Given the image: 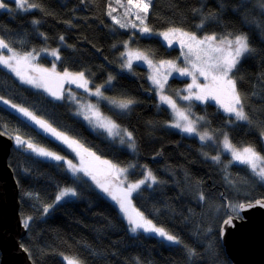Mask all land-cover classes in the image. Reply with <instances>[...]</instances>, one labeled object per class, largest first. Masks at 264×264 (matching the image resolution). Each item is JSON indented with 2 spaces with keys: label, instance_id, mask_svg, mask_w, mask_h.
<instances>
[{
  "label": "trees",
  "instance_id": "16d2710c",
  "mask_svg": "<svg viewBox=\"0 0 264 264\" xmlns=\"http://www.w3.org/2000/svg\"><path fill=\"white\" fill-rule=\"evenodd\" d=\"M27 2L36 8L18 12L8 2L12 9L0 11V38L20 53L59 50L56 70L84 73L93 89L102 87L103 114L132 134L135 150L92 131L70 103L54 101L22 85L1 66L0 131L63 158L70 156L58 142L61 139L12 107L16 105L87 152L119 167H134L133 181L149 169L156 183L135 194L133 205L179 241L170 245L143 232L133 234L117 206L88 181L73 178L63 162L40 159L27 145H15L9 165L19 186L20 214L27 229L22 246L33 264H65L64 256L80 264H231L220 240L221 226L227 217L239 215L242 202L264 198L263 182L247 166L232 164L226 154L211 160L213 153L197 138L168 128L171 115L158 106L160 98L147 70L141 66H134L132 72L123 69L122 43L130 39V33L110 19V0ZM262 5L264 0H152L146 24L152 32L180 29L199 36H248L253 52L237 65L234 79L249 119L235 122L212 104L198 111L205 113L211 129L225 132L233 146L250 145L264 157ZM131 46L156 60L178 58V50L169 49L157 36L136 35ZM41 60L48 65L54 62L46 56ZM186 82L173 76L167 87L181 88ZM125 101H132L128 108L118 106ZM66 189L76 195L57 201Z\"/></svg>",
  "mask_w": 264,
  "mask_h": 264
},
{
  "label": "snow or ice",
  "instance_id": "6c2138e0",
  "mask_svg": "<svg viewBox=\"0 0 264 264\" xmlns=\"http://www.w3.org/2000/svg\"><path fill=\"white\" fill-rule=\"evenodd\" d=\"M119 2V0H117ZM151 0H139V2L133 3V0H128L130 5H133L135 8L139 9L141 12L145 13L144 17H140L137 14V18L140 19L141 24L144 25V19H146V14L148 13ZM17 7L25 8L27 0H15ZM7 5L0 0V8H6ZM28 7H36L35 4L28 5ZM264 7V5H262ZM114 11V9H113ZM130 11V9H129ZM111 14V13H109ZM127 14V13H126ZM115 19V18H114ZM119 23V21H115ZM124 25L121 24V27ZM135 27V25H133ZM143 32H150V29L144 25L141 29ZM165 40H168L169 44L173 42L171 37L178 36L179 43L182 48H187V56H194V60L188 61L191 64V68H179L176 66L173 61H162L160 62L159 67L156 68L159 71V68L167 66V68L172 71L178 72L182 76H191L192 83L188 86L185 91L189 95L182 97L184 100L196 99L199 101H206L208 99L216 100L217 103L221 105L225 112L235 115L237 120L247 121L249 119L248 115L245 113L243 98L241 94L237 91V82L232 77V73L237 69V65L240 64L241 60L246 57L247 54L253 52V49L250 47V41L248 36L244 34H238L234 38H230L231 34L225 35L218 38L216 35L204 36L203 38H198L194 33L184 32L180 29H171L169 32L161 33ZM63 39V37H61ZM0 49H7L12 53L9 57L0 56V65L9 68L13 71L18 77L21 78L23 82L32 84L35 87H43L50 95L54 96L56 99H62L63 96L59 94L58 91H54L50 86L52 82H56L58 85L65 80L70 83H76L78 87H84L87 91L88 81L84 78V73L71 74L64 72L62 75L57 73L55 67L52 69L42 68L39 66L33 65V60L35 57L31 52L20 55L13 51V49L3 40L0 39ZM51 55L58 57L57 52L53 51ZM138 58L144 59L150 66L152 61L148 60L143 54L138 55ZM128 66H131L129 61ZM30 70L31 72L36 73V76H25L24 71ZM197 74L202 76L207 83L200 84L197 82ZM153 80V83L157 85L161 90H163L164 84L167 82V75L164 76L163 81L157 79L156 76L150 77ZM193 89L196 91L193 92ZM97 96H102L100 89H96L94 93ZM162 101L168 103L178 115L184 119L187 123L182 125L180 123H174L172 126L180 128L182 131L187 133H193L195 131L194 125L191 121L188 120V117L183 113L179 112L176 108V104L169 97L161 96ZM5 104L8 103L7 100L3 101ZM132 101L119 102L118 106L121 108H128ZM12 107L17 108V111L22 113L29 120L33 121L35 124L39 125L45 131L50 132L53 136L58 139H61L69 147L76 145L77 142L70 140L67 136H64L62 133L57 132L56 129L52 128L45 121L38 119L33 113L29 112L27 109L22 107H17L12 105ZM92 107V106H89ZM97 115H99L97 113ZM87 118V117H86ZM107 128L110 135H119V126L113 123L112 121L107 122ZM113 129L118 131L113 133ZM125 135H127L129 140H132V134L124 130ZM206 135V134H205ZM205 137L201 136L203 140ZM17 144L27 143V147L33 152L38 153L39 155L51 157L55 160H62L63 157L56 155L55 153L46 151L43 148H37L32 143L27 142L21 137L17 136ZM123 143V140H121ZM224 148L227 151H230L234 161H237L241 164H246L251 167L252 171L264 181V167L257 170V161L264 159L259 153L252 147L247 146L242 150H238L234 147L229 141L227 135L224 137ZM79 147V146H77ZM134 148L135 145L133 144ZM76 150V149H74ZM83 153L90 158L88 161L85 160L84 155L77 151V155L81 159V167L76 169L74 165L71 164V161H68L69 166L73 170L83 171L86 175H90L92 179L96 182L97 186L100 187L104 192L108 193L113 200H115L119 205L120 209L125 213L128 218L129 224L131 225V231L135 233L138 229H143L145 232L156 233L164 239L179 243L177 238L174 235L169 234L162 228H158L152 224L150 220L144 218L142 213L135 211L134 209L130 212L129 208L131 201L129 197L132 192L136 191L145 183L146 180H151L153 183L156 182V178L149 171L144 180H140L137 183L129 184L126 189L119 188V196L114 192L110 191L109 184L112 179L123 175L127 169L119 168L116 165L110 163L106 160H100L99 157L95 156L94 153L87 152L86 149H83ZM215 160H219V157H213ZM119 187V186H118ZM75 196L76 193L72 189H66L62 191L59 196L56 197L57 201L62 199L65 196ZM261 207H264V203L257 202ZM254 205H249L248 207H253ZM240 209H244L245 205H239ZM47 211V209H45ZM224 225L232 226V219H226L223 221ZM67 264H79V261L75 258H65Z\"/></svg>",
  "mask_w": 264,
  "mask_h": 264
},
{
  "label": "rangeland",
  "instance_id": "374dc122",
  "mask_svg": "<svg viewBox=\"0 0 264 264\" xmlns=\"http://www.w3.org/2000/svg\"><path fill=\"white\" fill-rule=\"evenodd\" d=\"M3 2L7 5V7L6 8H0V11L1 10H10V9H12V6L9 5L8 2L14 3L15 6H14L13 9L15 11H18V12H30V11H33L36 8V7H28V5H31L28 2L25 5V8H23V9L17 7V5L15 3V0H3ZM136 2H139V0H133L134 4ZM113 9H114V11H113ZM129 9H130V11H129ZM109 13H111V14H109ZM137 14H139L140 17H144L145 16V13H143L139 9L135 8L133 5H130L128 3V0H119V2H117V0H110V2H109L108 15H109L110 19L113 21V23L115 24V26L117 28L126 30V31H128L130 33V39L127 42L122 43L121 54H122V58H123V69L125 71H127V72H132V69H133L134 66H141V67H144L147 70L148 80H149L151 86L153 87L154 91L156 92V94L160 98V102L158 103V106L166 108L169 111L170 115H171V120H170V122L167 125L170 130L178 132V133H180V134H182L184 136L197 138L200 141V143L205 146L206 151L209 150L210 153H213L211 156H209L211 160H215V159H213V157H219L220 158V156L222 154H226V155H228L230 157V160H231L232 164L245 165L252 171L250 166H248L246 164H241V163L233 160L231 152L225 150V148H224V143L223 142H224V137H225L226 134L225 133L212 132V130L209 127H207V122H208L207 116L205 115V113L200 114L199 111H198V108L201 106L200 109L205 111V106L207 104H212V105L216 106V108L222 114L228 116L232 120L234 119L235 122H244V121L237 120L235 115L225 112L224 109L221 107V105L216 102V100L208 99V100L203 101V102L199 101V100H196V99L184 100L182 97L189 95V93L187 91H185V89H187L188 86L192 83V77L191 76H182L178 72L172 71L171 69L167 68V66H165L163 68H159V71H157L156 68L159 67L160 62H162V61H173V62H175L176 66L179 67V68H189L190 69L191 68V64L188 61L194 60L195 57L194 56H187V58H186L187 48H182L181 47V45L179 43V39L180 38L178 36L171 37V39L173 41L171 43V45L169 44L168 40L164 39V37L161 35V33L169 32L171 29H166V30H164L162 32H152V30L146 24L147 23L148 13L146 14V19H144V25H146L150 29V32H147V33L143 32L141 29H142V27L144 25H142L140 19L137 18ZM115 21H119V23H117ZM121 24H123L124 26L121 27ZM133 25H135V27H133ZM182 31H184V30H182ZM184 32H187V31H184ZM136 35H139L141 37L157 36L164 43V45H166L169 49L173 48V49H177L178 50V58H177V60L176 61L168 60V59H163V60L158 59V60H156V59L152 58L150 55H148L146 52L132 47L131 43L135 40ZM195 35L198 38H203L204 37V36H199L197 34H195ZM217 37L220 38V37H223V36H217ZM0 39H2V38H0ZM13 51L16 52L17 54H20V55L26 54V53H20V52L15 51V50H13ZM53 51L57 52L58 57H59V50H56V49L55 50H42L40 52L32 53L33 56L35 57V59L32 62L33 65L39 66V67H42V68H47V69H52L53 67H56V64H57L59 58H57L56 56L51 55V53ZM140 54H143L144 56H146L148 58V60H151L152 61V65H154L156 67L150 66L147 63L146 60L138 58V55H140ZM11 55H12V53L9 52L7 49H0V56L9 57ZM42 56H46L48 58H51L54 61L53 64L52 65H48L47 63L42 62V60L40 61ZM129 61L131 62V66L130 67L128 66ZM0 66L2 68H4L5 70H7L10 74H12L15 77V79L19 83H21L22 85H25V86H27V87H29L32 90H35L37 92H40L41 94L45 95L46 97H48V98H50V99H52L54 101H61V102L62 101H66V102L70 103L72 105V107L74 108V112H75L76 116L81 118L92 131H94L96 133H99V134H104L113 143H115L116 145H118L120 147H123V148H125V149H127L129 151H134L135 150V147L134 148L132 147L133 144L135 145L134 140H133V136H132V140H129L127 135H125L124 130H127V129H124V128L119 126V129H118L119 130V135H115V134L110 135L109 134V131H108V128H107V122L108 121H112L113 123H115V122L113 120H111L109 117H107L105 114H103V111L101 109V104L106 101V97H105L104 93L102 92V87L96 88V89H100V92L102 93V96H97V95L94 94L96 92V89H93L92 86H90L89 82L86 85L87 91H85L84 87H78L76 83H70L67 80H65L64 82L60 83L59 85L56 82H52L51 85H50L52 87V89L54 91H58L59 94H61L63 96L62 99H56L54 96L50 95V93L48 91H46L43 87L38 88V87L33 86L32 84L23 82L21 80V78L18 77L9 68L4 67L3 65H0ZM55 70H56V68H55ZM56 72L60 73L61 75L64 73V72H58L57 70H56ZM68 73H71V72H68ZM24 74H25L26 77L27 76H36L37 75L36 73L31 72L30 70H25ZM71 74L75 75V74H79V73H71ZM165 75H167V82L164 84L163 90H161L157 85H155L153 83V80L150 79V77L156 76L157 79H160V80L163 81V78H164ZM231 75L234 78V71H233V73ZM173 76H177L179 79H182V80H187L186 84L183 87H181V88H173V87H170V86L167 87V83H168L169 79H171ZM197 82L200 83V84L207 83V81H205L204 78L202 76H200L199 74H197ZM169 88H172L173 91H171ZM195 91L196 90L193 89V92H195ZM161 96L169 97L172 101L175 102L176 108L179 110V112L183 113L185 116L188 117V120L193 123L194 128H195V131L193 133H187V132L182 131L180 128H176V127L172 126L174 123H180V124L184 125L187 122L184 119H182L178 115V113L176 111H174L172 107H170V105L168 103L162 101ZM89 106H92V107H89ZM97 113L99 115H97ZM118 130L117 129H113V133L117 132ZM127 132H129V131L127 130ZM62 134L64 136H67L70 140L75 141L74 139H72L68 135H66L64 133H62ZM201 136H204L205 138L202 140ZM121 140H123V143H121ZM58 142L61 145L64 144L63 146L67 149V152H69V154H70L69 157H64L62 160H55V159H52L51 157H46V156L39 155L36 152H34L33 155L35 157H38V158L43 159V160L55 161L57 163L58 162H63L65 164L66 171L73 178H75L77 180L88 181L89 184L93 188H96L105 197H107L111 202H113L117 206V208L119 209V211L121 212L122 216L125 218L126 222L128 223V225H129V227L131 229V225L129 224L128 218L125 215V213L120 209V205L115 200H113L108 193L104 192L100 187H98L96 182L92 179V177L90 175H86L83 171L73 170V168H71L69 166L68 161H71V164L74 165L76 169H79L81 167V159H80V156L77 155V151H80L84 155L86 161H88L90 159L86 155V153H83V149L84 148L77 141H76L77 144L73 145L72 147H69L62 140H61L62 143L60 141H58ZM15 145L17 147L23 148V146L27 145V143H25V144H17L16 139L14 138V146ZM77 146H79V147H77ZM36 147L37 148H43V147L38 146V145H36ZM43 149H45V148H43ZM74 149H76V150H74ZM237 149L238 150H242L243 148H237ZM45 150L49 151V152H52V151L47 150V149H45ZM91 153H93V152H91ZM56 155H58V154H56ZM95 156H97V155L95 154ZM97 157H99V156H97ZM99 158H100V160H106V159H103L101 157H99ZM106 161H108V160H106ZM215 161H217V160H215ZM110 163H112V162H110ZM117 167H119V166H117ZM261 167H264V159H262L260 161H257V170H259V168H261ZM119 168H123V167H119ZM124 169H127V171L123 175L112 179L111 183L108 185L110 191L114 192L118 196L120 194L119 188L126 189L129 184L137 183L140 180H144L145 177L147 176V173L149 172V169H146L143 172L142 178H140V179H138L136 181H133V180L130 179V175H132L135 172V168L134 167H132V168L127 167V168H124ZM257 177L260 179L259 176H257ZM262 182L264 184V181H262ZM155 183H153L151 180H146L145 183L143 185H141V187L139 189H137L136 191L132 192L131 196L129 197V199L131 201V205H130V208H129L130 212L133 209L135 211H137L135 209L134 205H133V197H134V195L138 194L145 187L146 188H152ZM70 197H72V196L71 195L65 196V197H63L60 200H64V199H67V198H70ZM144 218L149 220L145 216H144ZM152 224L155 225L153 222H152ZM155 226L158 227V228H161V227H159L157 225H155ZM137 232H143V233H145L147 235L154 236V237L164 241L166 244H170V245L171 244H173V245H177L178 244V243H174V242L168 241V240L164 239L163 237L159 236L156 233L145 232L143 229H138L135 233H133V232L132 233L136 234ZM66 257L67 256H64L63 260ZM67 258H70V257H67ZM64 262H65V264H67L66 259L64 260Z\"/></svg>",
  "mask_w": 264,
  "mask_h": 264
},
{
  "label": "water",
  "instance_id": "95a60500",
  "mask_svg": "<svg viewBox=\"0 0 264 264\" xmlns=\"http://www.w3.org/2000/svg\"><path fill=\"white\" fill-rule=\"evenodd\" d=\"M14 139L0 131V264H33L22 246L27 229L20 214L19 186L9 165ZM264 198L239 208L232 226H221L222 247L231 264H264ZM254 205L253 207H248ZM225 219V220H226Z\"/></svg>",
  "mask_w": 264,
  "mask_h": 264
},
{
  "label": "bare ground",
  "instance_id": "6f19581e",
  "mask_svg": "<svg viewBox=\"0 0 264 264\" xmlns=\"http://www.w3.org/2000/svg\"><path fill=\"white\" fill-rule=\"evenodd\" d=\"M207 127H209L210 128V126H208V124H207ZM211 129V128H210ZM212 130V132H217V131H215L213 128L211 129ZM219 133H221V132H219ZM225 133V132H224ZM226 134V133H225ZM221 240V239H220Z\"/></svg>",
  "mask_w": 264,
  "mask_h": 264
}]
</instances>
